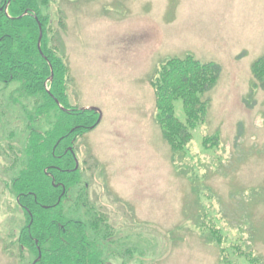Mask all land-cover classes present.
<instances>
[{"label": "rangeland", "instance_id": "obj_1", "mask_svg": "<svg viewBox=\"0 0 264 264\" xmlns=\"http://www.w3.org/2000/svg\"><path fill=\"white\" fill-rule=\"evenodd\" d=\"M44 14L70 68L69 104L102 113L76 141L77 155L90 200L121 233L114 244L134 252L129 264H222L199 223L220 230L231 264H250L241 249L264 264V91L246 101L251 67L264 56V0H53ZM188 54L222 74L207 122L174 160L150 80L161 63ZM18 89L0 84V264L34 259L7 250L25 223L9 186L18 171L10 147L24 145L32 110ZM216 133L218 145L203 142Z\"/></svg>", "mask_w": 264, "mask_h": 264}, {"label": "trees", "instance_id": "obj_2", "mask_svg": "<svg viewBox=\"0 0 264 264\" xmlns=\"http://www.w3.org/2000/svg\"><path fill=\"white\" fill-rule=\"evenodd\" d=\"M52 1L0 2V84L7 87L17 83L21 96L32 102L27 139L21 149L10 147L18 171L9 184L17 206L20 209L25 206L30 215L23 211L24 226L7 250L14 252L17 247L21 261L24 252L32 254L31 264L38 259L39 251L41 258L35 264H108L110 257L129 263L134 252L122 244H114L118 234L108 217L90 200V184L82 172L83 165L74 169V163H67L65 158L73 138L97 128L99 114L69 104L70 68L55 42L58 31L49 15L44 14ZM40 32L42 52L38 49ZM251 70L253 85L246 101H252L256 91H264V56L253 63ZM221 74L219 64L201 62L188 54L161 63L152 76L156 123L174 160L186 152L193 131L207 122L210 93ZM178 101L182 104L184 122L176 115ZM46 124L47 130L42 128ZM203 142L218 145L220 136L210 135ZM64 189L66 193L61 196ZM197 228L218 247L220 262L231 264L228 249L222 247L220 230L204 223ZM237 257L250 264H261L251 251L241 249Z\"/></svg>", "mask_w": 264, "mask_h": 264}, {"label": "flooded vegetation", "instance_id": "obj_3", "mask_svg": "<svg viewBox=\"0 0 264 264\" xmlns=\"http://www.w3.org/2000/svg\"><path fill=\"white\" fill-rule=\"evenodd\" d=\"M79 139V138H78ZM77 138H73L71 140V144L69 146H67V150L65 152V158L67 160V163L71 164L72 162L74 163V169L76 167L77 164L80 165V160L78 158V155H77V152H78V146H77V143L76 141L78 140ZM57 158H62L61 155H57L56 156ZM79 168V167H78ZM53 170H56V169H53ZM52 170V171H53ZM52 171H48V172H52ZM81 172V171H80ZM51 175V173H49ZM22 207V210H24L25 212H27L29 215H30V211L25 207V206H21ZM118 236L121 234V233H117ZM117 236V238H118ZM31 237V236H30ZM123 237V240H124V243H128L126 237L124 236V234L122 235ZM122 243H119L117 245H121ZM129 244V243H128ZM124 246V244H122ZM125 247V246H124ZM122 263L123 264H129L127 261L125 262L124 260H122Z\"/></svg>", "mask_w": 264, "mask_h": 264}, {"label": "water", "instance_id": "obj_4", "mask_svg": "<svg viewBox=\"0 0 264 264\" xmlns=\"http://www.w3.org/2000/svg\"><path fill=\"white\" fill-rule=\"evenodd\" d=\"M41 39H42V33L40 32L39 43H38V49L40 50V52H42L41 51V48H40ZM52 77H53V74H52L50 80H52ZM85 110H90V111H94V112L98 113L99 114V119H98V122L97 123H99L101 121V119H102V113H101V111L99 109H97V108H87ZM39 254H40V251H39ZM40 258H41V255H39V258L38 259H40Z\"/></svg>", "mask_w": 264, "mask_h": 264}]
</instances>
